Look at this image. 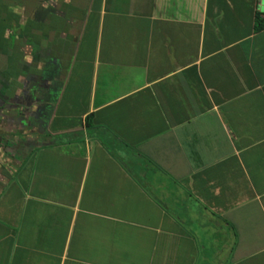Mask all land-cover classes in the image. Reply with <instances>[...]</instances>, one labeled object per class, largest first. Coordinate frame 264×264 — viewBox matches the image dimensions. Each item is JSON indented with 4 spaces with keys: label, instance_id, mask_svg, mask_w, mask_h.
<instances>
[{
    "label": "crops",
    "instance_id": "obj_1",
    "mask_svg": "<svg viewBox=\"0 0 264 264\" xmlns=\"http://www.w3.org/2000/svg\"><path fill=\"white\" fill-rule=\"evenodd\" d=\"M264 0H0V264H264Z\"/></svg>",
    "mask_w": 264,
    "mask_h": 264
},
{
    "label": "trees",
    "instance_id": "obj_2",
    "mask_svg": "<svg viewBox=\"0 0 264 264\" xmlns=\"http://www.w3.org/2000/svg\"><path fill=\"white\" fill-rule=\"evenodd\" d=\"M263 21V19L259 20V18H257V27L256 29L259 30V28L264 27V24H260L259 22ZM264 23V22H263Z\"/></svg>",
    "mask_w": 264,
    "mask_h": 264
}]
</instances>
